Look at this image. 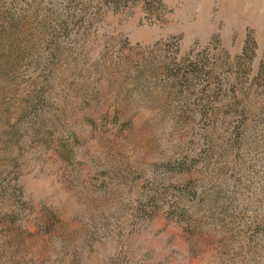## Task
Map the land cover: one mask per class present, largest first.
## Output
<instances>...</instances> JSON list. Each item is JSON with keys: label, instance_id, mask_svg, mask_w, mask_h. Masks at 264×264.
I'll list each match as a JSON object with an SVG mask.
<instances>
[{"label": "rangeland", "instance_id": "rangeland-1", "mask_svg": "<svg viewBox=\"0 0 264 264\" xmlns=\"http://www.w3.org/2000/svg\"><path fill=\"white\" fill-rule=\"evenodd\" d=\"M0 264H264V0H0Z\"/></svg>", "mask_w": 264, "mask_h": 264}, {"label": "trees", "instance_id": "trees-1", "mask_svg": "<svg viewBox=\"0 0 264 264\" xmlns=\"http://www.w3.org/2000/svg\"><path fill=\"white\" fill-rule=\"evenodd\" d=\"M183 64V62H176V61H171V62H160L159 66H157L158 68L153 69V74L156 71V75L159 71L161 72H167V71H171L173 73H175V76L179 75L180 72V68L179 66ZM186 210L185 207H182L181 209H178L177 214L182 217L186 215Z\"/></svg>", "mask_w": 264, "mask_h": 264}]
</instances>
